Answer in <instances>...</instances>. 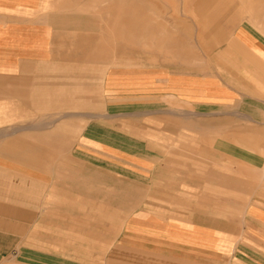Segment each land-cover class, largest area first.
<instances>
[{
  "label": "crops",
  "instance_id": "1",
  "mask_svg": "<svg viewBox=\"0 0 264 264\" xmlns=\"http://www.w3.org/2000/svg\"><path fill=\"white\" fill-rule=\"evenodd\" d=\"M80 3L0 0V264H95L99 245L89 254L65 238L61 248L55 235H99L104 173L111 186L132 188L133 203L139 188L142 205L127 216L102 264H264L258 38L240 26L226 42L229 81L185 72L182 45L161 58L175 62L113 66L107 91L139 92L140 102L159 103L160 114L175 102L176 111L169 120L155 118L160 127L108 130L99 128V102H57V91L72 88L77 48L96 44L99 63V14L88 29L89 15L74 12ZM120 97L114 101L132 100ZM184 102L196 116L185 119ZM41 186L48 187L42 202ZM60 199L70 222L57 227Z\"/></svg>",
  "mask_w": 264,
  "mask_h": 264
},
{
  "label": "rangeland",
  "instance_id": "2",
  "mask_svg": "<svg viewBox=\"0 0 264 264\" xmlns=\"http://www.w3.org/2000/svg\"><path fill=\"white\" fill-rule=\"evenodd\" d=\"M229 1L76 0V3H82L77 4L74 12L87 14L92 19L85 22L88 29L95 28V15L99 14V63L93 54L96 44H82L80 50L77 48L73 52L76 54V61H73L69 80L72 88L57 91V102H99V128L144 130L151 125L162 126V121H156L155 118L169 120L171 112L176 111L175 102L173 105L169 102L167 112L160 114L159 103L152 106L151 102H140L143 94L139 92H130V96L128 92H119L118 96L116 91L105 89L109 72L113 66H149L167 61L175 62V57L168 60L161 58L170 57V54L175 53L176 47L182 45L185 72L219 76L229 81L232 63L224 53V46L227 41H231L238 27L244 26L255 35L264 49V0H234L232 7L227 5ZM127 16L129 20L126 19ZM229 17H233L230 25ZM119 97L125 101L128 97L132 100L114 101ZM191 111L195 114L193 116L198 113L194 106L184 102L185 119L191 115ZM203 118L206 117L201 115L200 120ZM245 126L254 127L250 122H245ZM57 175L62 178V171H57ZM99 179L103 183L99 186V235H55L61 248L65 244V238H68V244L72 238V244L89 254L96 252V246L99 245V259H92L95 264L103 263L102 258L121 231L127 216L142 205L138 201L142 199L139 188H136V202L133 203L127 196V191L132 188L122 186V183L118 189L111 186L110 177L105 173ZM47 189V186H41V202L46 197ZM56 206V226H64L65 221L69 223L70 220L63 217V199L56 200ZM235 214L239 213L233 211V215ZM72 221L85 222L81 219ZM43 228L41 231L47 230L46 225ZM41 237L46 239L47 235ZM97 238L99 242L96 241Z\"/></svg>",
  "mask_w": 264,
  "mask_h": 264
}]
</instances>
